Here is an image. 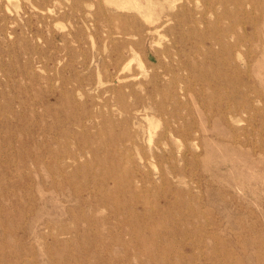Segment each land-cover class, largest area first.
Here are the masks:
<instances>
[{
  "label": "rangeland",
  "instance_id": "1",
  "mask_svg": "<svg viewBox=\"0 0 264 264\" xmlns=\"http://www.w3.org/2000/svg\"><path fill=\"white\" fill-rule=\"evenodd\" d=\"M0 264H264V0H0Z\"/></svg>",
  "mask_w": 264,
  "mask_h": 264
},
{
  "label": "bare ground",
  "instance_id": "2",
  "mask_svg": "<svg viewBox=\"0 0 264 264\" xmlns=\"http://www.w3.org/2000/svg\"><path fill=\"white\" fill-rule=\"evenodd\" d=\"M122 7L123 6H127V5H130V3H128V2H124L123 4H120ZM135 5H137V4H135ZM17 5H15V7H16ZM16 8H18V7H16ZM20 9V8H19ZM124 9V8H123ZM125 10V9H124ZM198 15V14H197ZM199 16V15H198ZM197 18V17H196ZM203 18V17H202ZM91 38V37H90ZM92 39V38H91ZM92 42H93V40H92ZM157 43V42H156ZM93 46V45H92ZM238 54V53H237ZM137 56V55H136ZM240 56V55H239ZM132 60V59H131ZM128 63V62H127ZM131 63V62H130ZM129 65V64H128ZM127 67V66H126ZM140 67V66H139ZM129 69H130V67H128ZM143 68V67H142ZM140 69H141V67H140ZM142 70V69H141ZM6 83V82H5Z\"/></svg>",
  "mask_w": 264,
  "mask_h": 264
}]
</instances>
